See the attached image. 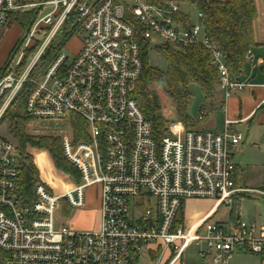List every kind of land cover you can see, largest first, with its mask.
Returning a JSON list of instances; mask_svg holds the SVG:
<instances>
[{"label": "built area", "instance_id": "1", "mask_svg": "<svg viewBox=\"0 0 264 264\" xmlns=\"http://www.w3.org/2000/svg\"><path fill=\"white\" fill-rule=\"evenodd\" d=\"M180 4L189 3L0 0V43L19 14L39 9L9 63L0 67V124L24 102L29 122L61 123L73 115L86 127V139L78 143L62 136L64 156L78 169L81 182L69 179L58 189L51 181L52 191L37 184L29 202L19 191L27 155L16 143L0 141V264H136L154 245L161 247L157 264L166 252L169 264H177L193 244L205 264H231L237 251L264 260V225L214 222L212 214L193 224L180 219L188 200H211L231 213L236 201L248 195L264 199V172L259 187L237 183L235 155L243 137L232 131L234 123L226 120L223 132L211 133L187 130L175 121L161 135L134 95L146 42L207 51L225 104L248 86L231 78L223 52L205 34L203 15L199 25L184 22ZM46 6L51 11L44 14ZM71 16L70 30L83 36L78 54L71 58L62 51L65 40L43 64ZM36 34H45L44 40L35 43ZM36 46L22 70L26 54ZM246 59H255L252 51ZM205 117L201 110L198 120ZM91 187L99 188L100 229L76 231L58 221L63 202L84 208Z\"/></svg>", "mask_w": 264, "mask_h": 264}, {"label": "trees", "instance_id": "2", "mask_svg": "<svg viewBox=\"0 0 264 264\" xmlns=\"http://www.w3.org/2000/svg\"><path fill=\"white\" fill-rule=\"evenodd\" d=\"M180 1H187L189 5L196 8L199 14L203 15L205 34L212 44L223 52L231 78L235 81H241L242 76L245 74L246 55L249 51H252L254 47H257L253 27L254 21L258 16L255 1ZM38 13L39 10H30L19 14L17 18L20 26L28 30ZM181 17L184 22H191L190 16L182 15ZM73 20L74 16H71L66 22L65 40H70L77 34V31L70 30V25ZM37 47L38 46L29 50L26 54L22 70ZM149 49L150 44L148 42L142 44L143 70L134 90V95L138 98L142 112L146 119L152 123L157 133L164 135L167 132L169 122L162 114L160 99L155 92L149 89V86L155 83L166 92L175 105L177 121L183 123L187 130H191L195 122L188 114V107L192 100V96L189 92L190 85L194 84L199 86L206 100H212L219 87V76L217 70L211 63V55L197 46L179 49L169 44L162 43L157 47L159 53L167 63V70L162 72L158 68L150 65ZM55 50L56 48L54 47L47 50L42 58L43 64L48 62ZM6 119L10 122V136L17 142L21 153L27 155V164L23 165L19 173V191L23 194L26 202L34 198V190L37 184H44L49 191H52L49 183L39 177L35 158L29 156V149H31V147L48 155L53 168L59 174L61 180L62 178L71 179L76 184L81 182L78 169L66 160L62 142L59 138L50 136L30 138L26 134L25 127L29 120L26 116L24 102L17 105L6 116ZM69 120L74 132L75 143L80 142L82 139H86L84 121L73 115L69 116ZM240 201L241 199L236 201L231 212L232 214L235 213L236 206ZM62 207L63 211L70 210V207L66 204H63Z\"/></svg>", "mask_w": 264, "mask_h": 264}, {"label": "rangeland", "instance_id": "3", "mask_svg": "<svg viewBox=\"0 0 264 264\" xmlns=\"http://www.w3.org/2000/svg\"><path fill=\"white\" fill-rule=\"evenodd\" d=\"M43 1L44 0H32V4H38ZM180 7L183 13L190 16L192 24L199 25L200 17L195 7L189 4H180ZM44 9V14H47L51 11L47 6ZM31 10L39 9L38 7H33ZM26 32L27 30L20 26L18 18L16 22L11 24L9 31L6 33L0 43V67H4L9 63L10 55L12 54L17 43L25 36ZM65 35L66 31L62 30L58 37L53 41L52 46L54 48H58V46L65 40ZM44 38L45 34H36L34 37V42L40 43L44 40ZM82 40V34H76L72 39L68 40L67 45L62 49V51L71 58L75 57L82 46ZM159 45L150 46L149 61L152 67H156L162 72H165L167 70V63L157 49ZM149 89L158 95L162 108V114L165 119L170 124L177 121L175 105L166 92L155 83L151 84ZM189 92L192 96V100L188 107V114L194 120L195 128L204 126L209 120L199 121L198 117L200 109L204 103H206V100L200 87L197 85H190ZM9 126L10 122L8 119L3 120L0 124V141L3 139H8L17 144V142L14 141L10 136ZM25 132L30 138L50 136L59 138L62 142V136H67L74 140V132L70 120L52 124L28 121L26 123ZM238 133L245 135V144L239 148V152L235 156V162L240 164L242 167H245L246 175L248 177L251 176V180L249 181L248 179V182H246L247 184L243 183L242 185L249 188L259 187L260 185L258 184L260 183L262 177V171L260 169L254 168V164L259 163L257 161L258 149L251 150L248 148V135L245 128L239 129ZM29 156L35 158L39 177L43 178L49 184L52 185L51 181H55L57 183V185L55 183L56 187L60 189L64 185H68L72 182L65 178H62V180L60 179L59 174L53 168L52 163L50 162V159L46 153L31 147V149H29ZM99 206V188L91 187L86 192L85 207L83 209L70 208V210L67 211H63L61 209L57 212V219L58 221L69 225L72 230L94 232L100 229L101 217L99 213ZM211 206L212 204L208 200H196L186 203L189 214L195 213L197 211H206L211 208ZM238 214L242 215L243 219L247 221H255L258 224L264 225V199L257 198L253 195H248L247 198L242 199L237 204L236 215ZM229 216V212L224 207H222L219 211V214L213 219V221L216 222L219 220H226ZM201 234L205 235L204 231H202ZM199 251L200 247L197 244L191 245L184 254L182 264H203L199 257ZM239 253L241 254L239 257L238 255H235L237 252L234 254V257L231 259V264H258V262H260L259 258L254 255H245V253L240 251ZM143 264H150V262L146 259L145 263Z\"/></svg>", "mask_w": 264, "mask_h": 264}, {"label": "crops", "instance_id": "4", "mask_svg": "<svg viewBox=\"0 0 264 264\" xmlns=\"http://www.w3.org/2000/svg\"><path fill=\"white\" fill-rule=\"evenodd\" d=\"M254 1L258 11V16L254 21L253 26L254 37L257 43V47H254L252 49V53L255 55V59H246L245 74L241 78V81L248 84V86L241 92H235L226 102V104L224 103V94L218 87L215 93V97L212 100L205 99L206 103H204V105L200 109V111H206V117L203 121H209L204 126L197 128H195L194 126L191 130L196 132L221 133L225 129L224 126L226 120H230L234 123L232 125L233 132L238 133L239 129L245 128L248 135V148H250L251 150L258 149L257 161L259 163L254 164V168L260 169L262 171V177L260 183L258 184L261 185L264 172V0ZM242 137L243 139L240 147L245 144V135L242 134ZM235 176L237 183L240 185H242L243 183L247 184L246 182H248V179L249 181L251 180V176L248 177L246 175V168L242 167L240 164H237ZM193 201L196 200L186 201L183 208L181 209L180 219L182 222L193 224L197 222V219H200L209 214H212L214 219L219 214V211L222 208L221 206L217 207L216 202L208 200L212 204L211 208L206 211H197L195 213L189 214L186 203ZM229 215L230 216L226 220H219L217 222L225 223V221L234 222L237 220H245L243 219L242 215H236V211L234 214L229 213ZM160 250V246H150L145 250L142 258L137 260L136 264H143L145 263L146 259L150 262V264H157L156 258ZM243 253H245V255L251 254L245 251ZM235 255H238L239 257L241 254L239 253V251H237V254ZM254 256L259 258L260 262H258V264H264V260L262 258L257 255ZM170 258V253L166 252L164 257L158 264H169ZM182 261L180 262V264H182ZM202 263L205 264L203 261Z\"/></svg>", "mask_w": 264, "mask_h": 264}]
</instances>
